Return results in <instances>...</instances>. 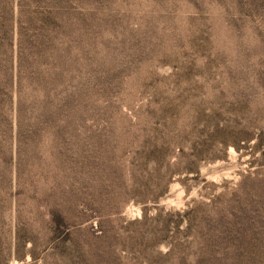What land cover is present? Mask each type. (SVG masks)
Returning <instances> with one entry per match:
<instances>
[{
  "label": "rangeland",
  "instance_id": "rangeland-1",
  "mask_svg": "<svg viewBox=\"0 0 264 264\" xmlns=\"http://www.w3.org/2000/svg\"><path fill=\"white\" fill-rule=\"evenodd\" d=\"M0 264H264V0H0Z\"/></svg>",
  "mask_w": 264,
  "mask_h": 264
}]
</instances>
